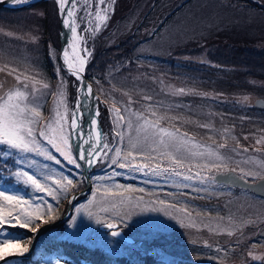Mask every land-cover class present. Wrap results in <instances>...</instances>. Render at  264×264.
I'll return each mask as SVG.
<instances>
[{"label": "rangeland", "instance_id": "1", "mask_svg": "<svg viewBox=\"0 0 264 264\" xmlns=\"http://www.w3.org/2000/svg\"><path fill=\"white\" fill-rule=\"evenodd\" d=\"M51 1L55 2L48 0L47 3L54 6ZM184 1L71 2L79 36L83 38L80 39L81 48L87 57L85 70L91 60L97 59L99 50L126 40L135 29L141 39L132 52L138 61L136 67L130 69L128 64L127 67L124 65L129 60L126 58L128 48L124 45L121 51H112L107 57L111 62L106 63L104 71L114 75L109 82L101 81L97 85L101 100L99 124L108 133L105 140L111 144L113 135L117 132L123 135L122 142L113 146L108 155L117 159L131 152L129 160L133 162L168 167L167 161L156 158V152H137L129 145V138L133 141L143 140V135L137 133V128L144 122L141 117L152 121L162 118L161 127L172 131L179 129L194 144L202 145L201 150L211 148L218 151L225 158L219 171L232 169L245 178L250 177L254 181L260 179L264 177V112L252 111V104L257 97L264 98V89L261 88L264 77L256 79L262 90L251 80L250 83L246 82L249 88H242L236 85L235 75L205 79L197 74L193 77L181 72L174 74L164 60L175 59L173 61L179 66L184 65L186 59L204 60L201 48L206 46L224 48L231 44L236 49L243 45L264 47V11L255 8V4L261 5L264 0H192L163 24L167 15ZM49 7L46 4L36 5L27 12L29 17L24 15L15 23L4 19V15L9 13L0 14V62L8 65H0V69L12 72L13 76L19 75L28 87L25 88L20 82L13 83L11 76H0V84L8 85L6 92L35 91L40 96L41 124L53 118L57 110L70 124L78 84L72 72L62 65L61 16L55 6ZM49 16L52 17L53 28L50 27L54 33L45 36L50 39L54 37L55 40L49 39L39 52L29 49L30 42H39L48 32L44 20ZM81 17L85 18L83 22ZM57 23L58 29L55 26ZM96 25H99L98 29ZM20 43L25 47L19 46ZM85 49L92 53L90 57ZM45 52L53 58V69L51 66L50 71L43 70ZM56 56L58 61L55 60ZM98 65L102 66L101 59L97 61ZM179 89H184L185 94H172ZM60 92L64 94L62 97ZM246 96L248 101L243 99ZM145 97L151 99L146 100ZM58 101H64L59 108ZM216 104H220L224 112H216ZM126 107L128 111H125ZM120 116L124 117L123 121L119 120ZM112 123L115 124L114 128ZM98 131L94 130L95 136ZM72 139L75 140V136ZM258 140L262 142L257 143ZM222 144L225 147L219 148ZM45 146L71 171V178L83 177L50 145L45 143ZM115 147L122 149L120 157L116 156ZM244 149L248 151L244 152ZM150 156L153 158L150 159ZM183 163L181 171L185 175L199 172L201 177L211 181L218 172L215 168L203 167L206 161L200 158L186 159ZM111 164V160H108V166ZM106 167L101 162L88 170L95 174L94 178H98L99 182H92L84 201L78 203L79 196L71 203L72 211L68 219L73 214L77 216L76 209L81 205L85 207L75 224L69 225L68 236L71 240L99 244L113 253L136 252L145 255L149 252L161 261L160 264H264V199L248 192L218 186L214 182L206 183L201 188L198 181H190V186L185 187L172 180L162 178L164 182H157L145 180L139 175L136 182L121 184L115 182V178L107 180L112 173L105 171ZM81 170L83 172L84 168ZM127 176L131 175H124ZM83 179L78 182L73 180V185L68 186V191L62 197L67 198L68 193L81 186ZM56 181L67 183L66 179L56 178L51 184L55 185ZM70 196L66 199L68 205ZM47 203L48 199L44 206ZM74 204L77 207L73 209ZM142 208L148 210L141 211ZM104 210L110 214H97ZM130 211L135 214L126 223L122 222L120 218ZM87 212L92 213V219L88 218ZM96 219L103 223L97 224ZM109 222L117 224L113 230L120 231L121 237L113 238L111 229L103 230L102 227ZM141 241H146L151 248L142 250L139 246ZM253 256L261 259L254 260Z\"/></svg>", "mask_w": 264, "mask_h": 264}, {"label": "snow or ice", "instance_id": "2", "mask_svg": "<svg viewBox=\"0 0 264 264\" xmlns=\"http://www.w3.org/2000/svg\"><path fill=\"white\" fill-rule=\"evenodd\" d=\"M9 2L20 5L26 4L28 0H9ZM74 2V0H55L58 6V13L61 16V24L70 29L73 35L76 34V27L65 17H70L73 12L66 8V4ZM105 0H100V3H104ZM264 7V3L260 5ZM97 15H99L97 13ZM84 17H81V21H84ZM107 19V17H105ZM99 28V25H96ZM88 31V29H84ZM61 35H64L62 33ZM83 39V38H82ZM86 43V41H85ZM75 50V49H74ZM85 51H88L85 49ZM67 51H64V56L67 57ZM89 57L92 55L88 51ZM51 58V57H50ZM68 69H72L71 63L67 65ZM85 72L83 67V61L81 66L76 69L72 74L77 79V98L71 112V122L67 123L65 116L57 110L55 116L50 118L49 121L41 124V115L39 111V101L40 96L36 94L35 91L32 93H27L25 91H8L5 89L8 87L7 84H0V147L7 146L9 151L0 153V156L8 155H18L19 159L17 162V167L27 164L28 168H33L37 166L35 160L29 158L30 154H35L37 156H43L47 160H53L56 164H60V160L57 159L50 151L49 148L45 146L50 145L51 148L59 153L61 157L67 162V164L74 166L78 175L83 176L85 180H91L93 183H98V178L90 177L81 171L82 168L94 167L96 164L103 163L108 166V160H111L112 164H116L118 161L116 158L110 157L108 152L112 150L113 146L119 144L123 140V135L121 132H117L112 137V143H108L105 137L108 133H105L103 129L99 126L100 109L99 100L95 96L92 86L86 81H83L82 73ZM0 76L12 77V82H20L25 88L28 87L25 81H21L19 75H12V72H5L4 69H0ZM47 88V85H45ZM173 95L185 94L184 89H179L172 93ZM5 95L7 98L5 99ZM59 95L62 97L64 94L60 92ZM146 100H150V97H145ZM244 101H248L249 98L246 96L243 98ZM64 101H58V108ZM129 109L126 107L125 111ZM111 111V110H110ZM119 112V110H116ZM153 115L155 113L153 112ZM144 122L137 128V133L143 135V140L137 139L133 141L129 138L130 147L137 152H156L157 157L162 161H167L169 166L164 167L162 164H155L153 166L149 165H134L132 164L129 157L132 153L128 152L126 155L121 157L124 161L119 163V168L123 169V172L111 169L112 175L107 178V180H112L116 176L125 174H139L142 177L148 178H164L167 180H172L173 182H178L183 184L185 187H189V182H197L198 186L201 188L206 183L220 182L223 180L226 183L234 184L238 180L244 182L245 178L235 174V170L228 171L227 173L219 172L222 165H224L225 158L220 156L218 151H213L211 148L203 149L202 145L194 144L190 137L186 134L180 133L179 129L172 131L166 127L160 126V119L155 121L148 120L141 117ZM124 117L120 116L119 120L123 121ZM111 123V122H110ZM55 125V127H54ZM130 127V125H128ZM95 127L99 129L97 132V139L93 140L91 138V130ZM112 127L115 124L112 123ZM205 127H207L205 125ZM75 136V140L72 137ZM39 137V138H38ZM247 139V137H245ZM264 139V138H262ZM79 141V143H77ZM258 140L257 143H261ZM129 145H126L129 146ZM225 145H219V148H224ZM163 149V151H160ZM122 149L120 147H115L116 156L120 157ZM231 151H236L232 149ZM247 152V149L243 150ZM73 153H75L73 155ZM103 153V155H101ZM179 157V158H178ZM99 158V159H97ZM150 159L153 157H149ZM200 158L206 161L203 167L215 168L218 170V175L213 176L211 181L207 178L201 177L200 173L197 172L195 175H185L181 169L184 168L183 161L186 159H196ZM7 163V161H5ZM226 166V165H225ZM44 165V168H47ZM6 170V169H5ZM14 176L18 182H22L26 187H31L34 191L41 193L37 200L32 201V207L34 211L32 213L24 211L21 207L17 211L15 217L13 213L8 211L3 205H0V235L7 236L6 229L11 227H20L27 229L30 224L35 223L36 220L42 221V224L50 223L56 219V216L52 214L53 205L52 203H47V219H44V215L40 213L41 206L46 203V198L51 197L53 201H56L58 197H62L64 193L68 191V186L73 185V180L67 178L66 176L62 179H66V184H61V181H56L55 185H47V181L51 179V175H42L41 179L45 183L41 182L35 175L30 174L29 171L21 170L14 173ZM4 179L3 173L0 172V180ZM250 188L256 187L264 190V182L260 184H249ZM0 198L6 202L7 205L15 204L23 205L26 203L19 195L7 194L6 191L0 190ZM160 203H163L161 201ZM148 210L142 208L141 211ZM155 211L156 209H151ZM77 216H73L69 221L70 225H74L77 217L82 211H85V207L81 205L76 209ZM89 219H92V213H86ZM134 212H126L125 215L120 218L122 222L126 223L127 220L132 218ZM23 219V223H20ZM13 220L16 223H11ZM97 224L103 223L102 220L96 219ZM41 223H35L34 227H31V232L36 233L41 227ZM108 229H116L117 224L114 222H109L106 224ZM111 237H121V232L113 230L111 231ZM30 250L29 246H21L19 240L12 239H0V262L6 261L8 258H13L15 256H24ZM252 255V253H249ZM254 260L261 259L260 257L253 256ZM55 264H61V261L57 259Z\"/></svg>", "mask_w": 264, "mask_h": 264}, {"label": "trees", "instance_id": "3", "mask_svg": "<svg viewBox=\"0 0 264 264\" xmlns=\"http://www.w3.org/2000/svg\"><path fill=\"white\" fill-rule=\"evenodd\" d=\"M192 0H186L183 3H181L179 6H177L174 10L171 11L169 15L165 18L163 24L172 17L178 10L184 8V6L188 3H190ZM235 1H248L252 2L251 0H235ZM52 2V1H51ZM54 6L58 9L57 4L55 2H52ZM46 4L48 5L49 9L52 6L51 4L44 2L39 3L37 5ZM36 6V5H35ZM255 8H259L260 10L264 7H261L260 4H255ZM32 7L25 8V9H9V8H1L0 7V14L1 13H9L11 16L8 17L9 14L4 15V19H10V21L18 22L16 19H21L22 16L29 17V10ZM7 21V20H6ZM9 21V22H10ZM143 22V21H142ZM140 23L143 25V23ZM44 27H47L48 32L44 33L42 36L43 38H40V41L31 43L28 45L29 49L35 50V51H41L43 48L44 43H47L50 38H47L45 35H48L49 33L53 34V22L52 17L49 16L44 20ZM51 25V27H50ZM57 29L59 28V24L57 23L55 25ZM161 26L157 27V31L160 29ZM136 30H134L133 33H131L126 40H122L116 45H110L108 47H104L101 50L98 51L97 59L95 61H90L86 68V76L87 78L92 82L95 89L97 90V85L103 81V82H109L110 78L114 75L111 72L104 71V67H106V63L111 62L110 58H107L110 56L112 51H121L122 47L124 45L127 46V52H126V58L128 57V62H124L125 66L127 67V64L129 65L130 69H134L136 67V63L138 61L133 56L132 52L133 50L140 44L141 39L136 35ZM155 34V31L152 33ZM6 40V39H5ZM50 40H55L54 37H52ZM59 40V38L57 39ZM20 41V40H19ZM22 42V41H21ZM19 46H24L22 43L19 44ZM242 46V45H241ZM27 50V49H26ZM187 52V51H186ZM184 52V53H186ZM204 52V60H187V62L179 66L177 65L173 60L175 59H168L164 60L165 63L168 66V69L170 72H173L174 74H177L179 72L188 75L190 77H193L195 74H197L199 77L207 79V77L212 78H218V76L227 75V76H236V85L240 86L242 88H249V86L246 84V82H251L257 84L256 86L259 88L258 82L256 79L260 77H264V47H258V46H249V45H243L242 47L234 48V46H231V44L226 45L224 48H219L215 46H206L201 48V54ZM43 53V52H41ZM113 53V52H112ZM50 56L49 53L45 52V61L43 70L50 71L51 66L53 69V58ZM101 59L102 66H97V61ZM57 56H56V59ZM105 63V66H104ZM0 65L7 67L8 65L0 62ZM201 67V68H199ZM61 69V68H60ZM107 73V74H106ZM234 82V80H232ZM264 86V84H261ZM261 87L264 89V87ZM259 88V90H262ZM190 101V100H189ZM149 102V101H147ZM188 102V101H187ZM151 103V102H150ZM220 105V104H219ZM214 105V110L216 112H224V109L219 106ZM234 106V105H233ZM252 111L257 112H263L260 110H257L256 108H252ZM9 151L7 149V146L0 147V153H4ZM29 158L31 160H35L37 163L36 167L28 168L27 164H24L20 167H17L18 162V155H8V156H0V172L3 173L4 179L0 180V190L6 191L7 194L11 195H19L22 197L24 201H26L25 204L19 205L15 204L13 202V205L9 206L6 204L5 201H3L2 198H0V205H3L7 208L8 211H11L13 213V217H15L17 211L21 207L24 208V211L32 213L34 211L32 205V201L37 200V198L42 195L39 192L34 191L31 187H26L22 182H18L14 176V173L21 170V167L25 171H29L30 174L35 175L38 179H41L42 175H51V179L47 181V185H52V181L54 179L58 178L59 180H62L63 176L69 177L72 180H76L77 182L80 181L83 177L78 179L77 177L71 178V171L60 162V164H56L55 161L46 160L42 156H37L35 154H30ZM7 161V163H5ZM121 161L118 159V162L116 164H111L110 166H107L104 170L108 173H112L111 169L118 168L120 172H123V169L119 168V163ZM134 165H142L143 162H133ZM44 165H47V168H44ZM6 169V170H5ZM82 171V170H81ZM94 173L90 172V177H94ZM131 176H127L128 178L124 177V175L116 176L114 181L115 182H136L138 179L139 174H130ZM145 180H155L159 181L162 178L156 179V178H148L143 177ZM42 183H45L43 179H41ZM81 186H78L75 191H71L69 196L84 187H86V181H82L80 183ZM67 196V198L69 197ZM66 196L65 197H58L56 201H53L51 197H47L48 203H52L53 205V212L52 214L56 216V219L51 221L55 222L59 219H61L68 207V200ZM87 198L86 195L82 196L80 199H78V203L84 201ZM43 204L40 209V213L44 215V219H47V206H44ZM77 206L74 204V208ZM95 210V209H94ZM99 216L101 215H107L110 214L109 212H97ZM74 216V214H73ZM72 216V217H73ZM71 217V218H72ZM71 219H66L65 222L61 224H54L49 225L42 229V231L39 233L35 247L33 249V253L30 257L26 258H17V259H10L6 261V264H55L57 259L61 261V264H160L161 261L158 260L154 255H150L146 253L145 255H140L136 252H131L130 254L126 253H113L110 250H107L102 245L94 244V243H88L86 241H73L69 238V221ZM11 223H16L15 220H13ZM20 223H23V219H21ZM35 223H41V227L48 225L42 224V221L36 220ZM35 223L30 224L29 228L24 229L20 227H11L9 226L7 231V236L0 235V239H12V240H19V243H22V246H29L31 244V241L35 235V233L31 232V227L35 226ZM40 227V228H41ZM133 245V244H132ZM4 264V263H2Z\"/></svg>", "mask_w": 264, "mask_h": 264}, {"label": "water", "instance_id": "4", "mask_svg": "<svg viewBox=\"0 0 264 264\" xmlns=\"http://www.w3.org/2000/svg\"><path fill=\"white\" fill-rule=\"evenodd\" d=\"M46 1H48V0H28V2H27L26 4L16 5V4H13V3L9 2V0H0V7H8V8H13V9H21V8H28V7H31V6H33V5H35V4H37V3H42V2H46ZM61 25H62V24H61ZM62 28H63V25H62ZM62 33H64V28H63ZM62 45H64V35H62ZM62 54H63V47H62ZM63 67H64V69H66V70L72 72L71 70L68 69V67L65 66L64 63H63ZM81 75H82V77H83V81H86L88 84L91 85L90 81H89V80L87 79V77H86L85 72L82 73ZM91 86H92V85H91ZM92 89H93V87H92ZM93 92H94L95 96H97V94L95 93L94 90H93ZM255 106H256L257 108H259V109H263V110H264V99H262V98H258V99L255 101ZM99 126H100V124H99ZM100 128H101V127H100ZM95 129H97V128L93 127L91 131H94ZM90 168H91V167H90ZM90 168H84V173L88 175V170H89ZM235 174H236V173H235ZM216 175H218V174H216ZM236 175H237V174H236ZM88 176H89V175H88ZM238 176H239V175H238ZM261 182H264V179H262V180H260V181H258V182H248L247 180H244V182H241L240 180H238V181H237L236 183H234V184H229V183H226V182H224L223 180H221L219 183H226V184H228V185H230V186H235V187H238V188H243V189L252 190L254 193H256V194H258V195L264 197V190H261L260 188H256V187H252V188H250V187L248 186L249 184H260ZM87 183H88V186H87L86 190H84V191H82V192H80V193L74 194V195L72 196V198L70 199V205H69L68 211H67V213L65 214L64 218H63L61 221H63V220L66 218V216L70 213L71 208H72L71 203L73 202V200H75V198H76L79 194L86 192V191L91 187L90 180H87ZM61 221H59V222H61ZM59 222H58V223H59ZM102 228L105 229V230H110V229H108L106 226H103ZM39 231H40V230H38V232L35 234V236H34V238H33V241H32V244H31V250H32V248H33V246H34L35 238H36L37 234L39 233ZM140 246H141L143 249H148V247L146 246V243H145V242H142V243L140 244ZM0 263H1V262H0Z\"/></svg>", "mask_w": 264, "mask_h": 264}, {"label": "bare ground", "instance_id": "5", "mask_svg": "<svg viewBox=\"0 0 264 264\" xmlns=\"http://www.w3.org/2000/svg\"><path fill=\"white\" fill-rule=\"evenodd\" d=\"M71 4H72L71 2L66 4V8L70 11H72ZM65 18H67L73 24V26H75L77 29V25H76L75 19H74V14L70 17H65ZM63 28H64L63 61L66 65V67L69 63H71V65H72L71 71L73 73L76 69H78L81 66L82 61H83V67L85 66L86 61H87V57L84 56L83 50L81 48V40L82 39L79 36L78 29L76 31V34L73 35L71 33L70 29H68L64 26H63ZM64 51H67V53H68L67 57L64 56ZM93 132L94 131H91V138L93 140H95V139H97V136H95ZM77 143H79V141H77Z\"/></svg>", "mask_w": 264, "mask_h": 264}]
</instances>
